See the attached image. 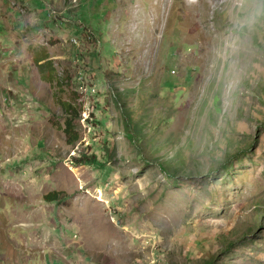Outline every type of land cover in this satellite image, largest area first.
<instances>
[{
	"label": "rangeland",
	"instance_id": "1",
	"mask_svg": "<svg viewBox=\"0 0 264 264\" xmlns=\"http://www.w3.org/2000/svg\"><path fill=\"white\" fill-rule=\"evenodd\" d=\"M0 264H264V31L232 0H0Z\"/></svg>",
	"mask_w": 264,
	"mask_h": 264
},
{
	"label": "trees",
	"instance_id": "2",
	"mask_svg": "<svg viewBox=\"0 0 264 264\" xmlns=\"http://www.w3.org/2000/svg\"><path fill=\"white\" fill-rule=\"evenodd\" d=\"M35 56H34V59L38 66V71L40 75H42L43 78L52 82L56 78L54 75L56 67H55V64L53 63V59L51 60L48 59L44 63H38L37 62L38 59ZM115 97L118 101L119 99H122L123 96L118 91V94H116ZM61 103L63 105L65 112L68 114L67 118L65 119V127H64V130L67 134V140L69 144L74 145L76 142H78V140L81 137L77 129L76 122H75V119L77 117H80V107L76 106L70 100L68 101L61 100ZM132 124H133L132 117L127 114L125 117V127L128 130V132L131 133V134L128 133L130 137L133 136L137 128L135 125H132ZM72 160L78 163H85V164H95L99 162L98 155L95 152H91V153L81 152L80 155H74ZM172 164H173V160L159 161L160 168H162L164 171H167L168 173L175 174V171L179 169V167L178 165L173 166ZM63 194H64L63 190L55 189L49 193H46L45 197L48 201H56V200H60L63 197Z\"/></svg>",
	"mask_w": 264,
	"mask_h": 264
},
{
	"label": "clouds",
	"instance_id": "3",
	"mask_svg": "<svg viewBox=\"0 0 264 264\" xmlns=\"http://www.w3.org/2000/svg\"><path fill=\"white\" fill-rule=\"evenodd\" d=\"M232 16L241 30L264 31V0H232Z\"/></svg>",
	"mask_w": 264,
	"mask_h": 264
},
{
	"label": "crops",
	"instance_id": "4",
	"mask_svg": "<svg viewBox=\"0 0 264 264\" xmlns=\"http://www.w3.org/2000/svg\"><path fill=\"white\" fill-rule=\"evenodd\" d=\"M41 53L38 55H36L35 57L38 59L37 62L38 63H44L45 61H47L48 59H52V57L49 54V51L47 50H42L40 51ZM42 54V55H41ZM48 55V56H47ZM47 73V72H46Z\"/></svg>",
	"mask_w": 264,
	"mask_h": 264
}]
</instances>
